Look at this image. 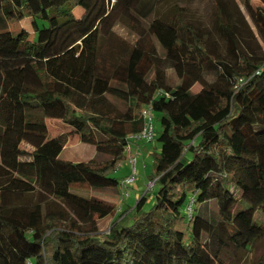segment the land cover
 Returning a JSON list of instances; mask_svg holds the SVG:
<instances>
[{"label":"trees","instance_id":"1","mask_svg":"<svg viewBox=\"0 0 264 264\" xmlns=\"http://www.w3.org/2000/svg\"><path fill=\"white\" fill-rule=\"evenodd\" d=\"M167 2L0 0V264H242L264 238V52L231 0L215 1L213 29ZM246 8L264 42V8ZM26 18L35 40L10 30ZM179 65L173 86L166 70ZM147 108L165 121L154 203L148 191L116 213L94 194H121L112 174ZM48 121L64 133L50 137ZM71 136L97 158L62 160Z\"/></svg>","mask_w":264,"mask_h":264},{"label":"rangeland","instance_id":"2","mask_svg":"<svg viewBox=\"0 0 264 264\" xmlns=\"http://www.w3.org/2000/svg\"><path fill=\"white\" fill-rule=\"evenodd\" d=\"M216 0H168L167 7L164 5L162 8L166 9L172 7L174 5L179 6L183 9V13L186 15L187 19H189L196 26L205 28V29H213L214 27V19H215V6ZM230 2V0H227ZM233 9L237 11L236 19L240 18V13L243 15L245 19V24L243 22L240 25L243 33L248 37V41L254 49H261L264 52V42L262 41L259 31L255 26L253 20L249 16L246 8V4L249 3L253 9L264 8V0H231ZM80 15L81 9L76 12ZM239 13V14H238ZM11 31L14 33L19 32L20 30H26L30 34V39L35 40L36 35L32 29V20L30 18H26L22 21L14 20L11 22ZM118 35L127 40H132L133 35L131 31L125 26H119L116 29ZM215 37L219 41L220 51L225 55L226 54V44L223 40L217 35L215 32ZM167 77L170 83L173 86H176L182 81L184 70L182 65L174 69L166 70ZM208 82H212L211 77L205 78ZM202 90V86L200 83H197L192 91L193 93H199ZM153 128H154V138L152 141L148 140H136L135 138L131 139L130 149L127 151V158L119 164L118 168L113 172L112 176L118 179L120 182L132 177L133 175V166L130 162L131 156H136L138 159L136 171V181L133 185L129 186V189L125 190L122 188V192L118 197L112 195H97L99 198H102L108 202H111L117 205L118 209L116 213L121 210L124 211L126 208H134L137 204V201L144 195L146 192H149L150 201L149 205L154 203V194L151 192V180L152 174L154 171L155 164V154H159L160 152V143L157 138L162 132V125L165 122L163 118L158 113L153 112ZM161 118V120H159ZM50 127V137L63 134L65 129L61 122L56 121H48ZM23 148H25L29 153L33 151V147L28 145L27 143L23 144ZM96 150L94 147L90 145L83 144L79 137L71 136L68 140V143L64 149L61 159L71 162H88L92 159H96ZM27 166V165H26ZM29 168L26 167L25 170ZM128 192L129 197H125L124 193ZM90 192H81L83 196H88ZM93 195V193L91 192ZM190 201V200H189ZM190 203H188L189 205ZM146 207V210L149 209ZM249 204L246 202H241L240 209L249 208ZM198 206L194 207V211H196ZM217 213V206L215 203L210 204L209 206V215H215ZM261 214V213H260ZM258 215V214H257ZM260 216H256V222L259 225L264 226V214ZM115 216H111L107 219L99 221V230L102 234H107L111 227L112 222L115 220ZM264 256V238L258 242L255 248L252 250V253L247 255V258L244 260L242 264H253V261Z\"/></svg>","mask_w":264,"mask_h":264},{"label":"built area","instance_id":"3","mask_svg":"<svg viewBox=\"0 0 264 264\" xmlns=\"http://www.w3.org/2000/svg\"><path fill=\"white\" fill-rule=\"evenodd\" d=\"M152 113L153 112H152L151 108L144 109L143 116H144V119L146 120V124L147 125H146L145 130L141 134H139V135L134 137L136 140H139V141H142V140L152 141L153 140V138H154V128H153V116H152ZM130 162H131V164L133 166V175H132V177H130V178H128V179H126V180H124L122 182V187L125 190L129 189V186L133 185L135 183L136 176H137V171H136V166H137V162H138L137 157L136 156H131L130 157ZM151 186L153 187L154 184L151 183ZM124 195H125V197H129V193L126 192V191H125ZM189 210H191L190 207H189Z\"/></svg>","mask_w":264,"mask_h":264},{"label":"crops","instance_id":"4","mask_svg":"<svg viewBox=\"0 0 264 264\" xmlns=\"http://www.w3.org/2000/svg\"><path fill=\"white\" fill-rule=\"evenodd\" d=\"M78 137V136H77ZM64 152V151H63ZM63 154V153H62ZM62 157V156H61Z\"/></svg>","mask_w":264,"mask_h":264}]
</instances>
